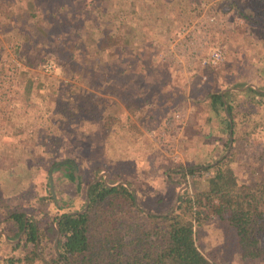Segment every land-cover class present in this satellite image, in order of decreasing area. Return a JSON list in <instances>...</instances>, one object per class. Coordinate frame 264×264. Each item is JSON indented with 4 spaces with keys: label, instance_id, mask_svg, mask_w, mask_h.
Returning a JSON list of instances; mask_svg holds the SVG:
<instances>
[{
    "label": "trees",
    "instance_id": "trees-1",
    "mask_svg": "<svg viewBox=\"0 0 264 264\" xmlns=\"http://www.w3.org/2000/svg\"><path fill=\"white\" fill-rule=\"evenodd\" d=\"M53 1V8L59 7L61 27L82 29L77 37L54 44L63 53L61 60L68 61V74L87 87L59 80V97L54 95V106L44 110L51 112V118H44L46 125L42 129L49 137L40 138L42 144L59 143V149L53 151L47 145V150L33 152L31 157L41 158L42 165L54 164L51 172L59 171L65 182H71L74 194L66 198L58 196L50 188L47 173L43 192L38 194L32 213L25 217L26 210L11 206L8 196L0 193V230L6 232L5 237L0 235V264L36 261L39 264H215L195 241L199 227L211 218L217 219L232 236V248L241 261L264 264V56L260 63L249 68L247 78L235 76L222 92L212 89L197 99L193 93L188 94L193 103L202 106L201 112L209 122L213 144L206 154L213 157L187 165L160 161L141 168L144 173L149 171V175L161 174L157 186L167 188L161 196L150 193L149 201L154 204L149 207L142 187L122 171L123 167L129 168V164L123 165L126 160L142 156L146 165L149 160L145 159L155 153L154 145L140 128L155 126L141 114L145 106L140 96L144 94L137 91L132 96L130 91L135 88L132 78L148 67L156 66L155 73L166 72L163 64L155 65L150 49L145 46L140 51L138 37L143 29H149L151 19L146 17L149 14L137 11L136 23L131 27L125 19L118 18V11L114 15L115 11L105 6L108 2L112 7L111 0ZM220 2L227 3V10H238L243 19L264 26V4L253 2L242 9L235 0ZM185 21L182 19L180 23ZM67 44L81 53L78 52L79 58L66 53ZM143 57L148 58L146 63H140ZM43 59L44 52H39L26 63L32 66ZM111 60L116 67L123 64L128 67L125 88L110 84L106 78L111 67L104 61ZM95 61L102 62L97 65ZM250 81L259 89L229 88L242 87ZM167 90L165 86L159 87V92ZM112 93L114 98L110 96ZM56 120L57 135L45 133ZM16 129L24 132L26 125L17 124ZM210 130L214 131L210 134ZM36 134L40 136L38 129ZM29 138L35 143V135ZM229 138L228 151L218 158L226 151ZM237 141L242 142L241 149ZM9 167L0 165L2 175L8 174ZM102 170L107 171L106 181L110 185L102 176L90 183ZM188 175L192 187L186 185L180 191L170 211L181 179L186 181ZM118 181L134 187L136 201L133 191ZM88 184L87 204L79 211L85 204ZM55 222L59 235L54 247ZM12 251H18V255L11 256Z\"/></svg>",
    "mask_w": 264,
    "mask_h": 264
},
{
    "label": "rangeland",
    "instance_id": "rangeland-1",
    "mask_svg": "<svg viewBox=\"0 0 264 264\" xmlns=\"http://www.w3.org/2000/svg\"><path fill=\"white\" fill-rule=\"evenodd\" d=\"M3 1H6L9 6L13 5L14 11L20 8L15 14V17L19 20H22L26 15L27 20L36 18L42 21L41 18L54 17L56 21L55 28L52 30L53 33H51L54 41L53 39L49 40L48 47L43 51L44 59L35 62L32 66L26 63L22 55L19 54L18 49L12 44H5L0 49V56L7 54L11 58H16L21 65L10 66L7 73H5L10 75L12 79L9 88V92L12 94V106L3 118L4 127L3 131H1L2 133L0 132V165H10V167L7 170V175H2L3 172L0 170V193L2 196H8L11 206H19L26 210V215L29 216L36 206L38 194L43 192L42 187L43 185L45 186L46 175L51 168L50 165H42L43 162H40V158L36 157L34 162L31 163L33 166H24L26 165L25 157L27 155L19 152L16 148V146H19L18 138L15 141L17 143H15L16 146L13 148L14 151H11L13 142L5 136V119L15 106V97L19 89L17 83L18 70L19 67L28 65L34 78H37L39 73L52 74L57 77L54 84L56 86L59 85V80L84 85L81 81L75 80L73 76L68 74V61L61 60L63 53L59 52V48L56 49L57 46L54 44L55 41H58L59 45V40L77 37L76 35L82 29H74L72 26L61 27L59 25V7L53 8L52 3H55L53 0L48 3L44 2V0H35V2L32 0ZM111 1L112 7L107 4L108 2L105 6L109 7L111 11H115L114 15L118 11V18L125 19L131 27H134L136 23L134 21H136L137 11L149 14L146 16L151 19L148 24L149 29H143L138 37V39L140 38L138 43L140 51L145 46L146 49H150L154 56L152 60L155 65L163 64L166 71L162 74L155 73L157 70L156 66L152 65L145 72L138 73L140 74L139 76L136 74L131 80L135 87L130 90L132 96L136 95L137 91L139 94H144V97L140 96L145 106L141 114L150 118L151 124H155L152 127H149V125L140 126L141 131L154 145L153 151L155 153L151 155V158L145 159L149 160L146 165L143 163L144 159L142 156L136 160L134 158L131 161L126 160L123 165L129 164V168L123 167L124 170H122L129 174L128 177L133 182L138 183L139 187H142L144 194L148 198L146 206L153 207L154 202L149 201L150 193H154L155 196H161L163 190L167 188L157 186L159 184L158 181L161 179V174L153 175V173H150V175L152 174L150 176L149 171L144 173L141 168H148L151 163L157 164L160 161L162 163L166 161V163L170 164L181 163L182 165H187L206 157L208 159L213 157V155H207L213 144V136L209 135V122H206L205 113L201 112L202 106L198 103H193L188 94L193 93L196 99L203 97L206 91L212 90L209 83L214 79H217L219 83L216 89H220V87L224 89L225 86L230 85L235 76H239L241 79L247 78L250 71L249 68L251 69L257 63H260L264 56V26L258 21L252 22L243 19L236 9H225L227 3L222 4L221 0H182L180 3V0ZM200 1L210 3L216 22L209 27L205 46L200 51L195 52L192 58H184L180 54V46L178 47L175 44L176 39L180 37L178 34L183 26L188 27L194 19L200 16L202 11L199 6ZM235 1L242 9L246 5L252 6L253 2L254 5L264 4V0ZM117 2L120 3L117 5ZM32 4L33 7L31 6ZM30 10V14H34L32 17H29ZM123 14L124 17H122ZM182 19L186 20L185 23H180ZM156 25H159L160 28H157ZM31 31L33 32L32 28ZM172 40H175V46H173V51L169 56V54H165L162 51L168 49L167 47L173 42ZM64 47L67 54L71 53V56L75 57L74 59L79 58L80 52L78 50H71L69 44L64 45ZM212 48H217L221 51L222 58L218 64L206 62L208 51ZM157 60L159 61L157 62ZM146 61H148V58L143 57L140 63H146ZM95 62L99 65L102 61ZM104 63L106 66L111 67L110 73L106 77L110 79L109 83L121 85L125 88L126 80L124 78L127 76L128 67L124 64L116 67L112 60L109 62L104 61ZM144 67L140 71H143ZM116 68L118 69L116 70ZM163 86L168 88V90L159 92V87ZM184 88L185 90L182 92ZM63 90L66 93V90ZM110 96L115 97L113 93ZM160 98L163 100L162 102L159 100ZM135 113H138L137 109H135ZM199 136H201L202 140L198 139ZM202 141L204 144L200 145L199 143ZM237 142L239 143L237 144L238 149H241L242 142ZM53 145L56 150L59 148V143L56 144L54 142ZM16 155L24 160L18 162ZM156 158H159V160L157 161ZM80 165H83V163ZM102 171H105L107 175L106 170ZM197 174L195 173V176ZM64 180L65 177L59 171L53 170L51 172V188L58 196L66 198L68 195L74 194V187L71 182H65ZM186 185L192 187L190 175L187 176ZM61 188L64 190L63 193L60 190ZM197 233L195 240L197 247L208 258L212 259L215 264H256L254 261H248V259L241 261L238 258L236 251L232 248V236L225 232L224 226L217 219L205 220ZM10 254L16 257L18 251H12ZM21 264L28 263L22 262ZM33 264H39V262L36 261Z\"/></svg>",
    "mask_w": 264,
    "mask_h": 264
},
{
    "label": "crops",
    "instance_id": "crops-1",
    "mask_svg": "<svg viewBox=\"0 0 264 264\" xmlns=\"http://www.w3.org/2000/svg\"><path fill=\"white\" fill-rule=\"evenodd\" d=\"M31 6L33 7V5ZM19 9L14 11L13 5L9 6L6 1L0 0V49L5 44H12L16 46L19 54L22 55L26 61L30 56L43 52L48 47L47 44L49 40L53 39V34L51 33H53L52 30L55 28L56 21L54 17L41 18L42 21L36 18H29L27 20L26 15L24 16L25 18L23 17L22 20H19L15 17ZM30 12L31 10L29 11V17L31 15ZM30 24H32V26H30ZM18 71L17 83L19 89L15 97V106L5 119V136L13 142L11 151H14L13 148H15V143H17L15 141L18 138L19 146H16V148L19 152H23L27 155V157H25L26 165L24 166L30 167L33 166L31 163L34 162V158L32 159L31 157L33 152H38L42 149L47 150V144H49L52 150H56L53 143L50 144L48 142L42 144L40 138L43 136V140H47L48 134H44L42 129L46 125L44 118L46 116L51 118V112L44 110L54 106L55 99L53 97L54 94L56 97H59V85H54L57 77H54L52 74L39 73L37 78H34L28 65H23ZM209 84L212 89H216L219 83L217 79H214ZM219 90L221 92L223 88L220 87ZM20 123L26 125V130L24 132H20L16 129L17 124ZM49 126L50 129L45 130V133L49 131L50 134L53 135V133H55V135H57L56 133L59 132L57 131L59 128L57 120L54 123L51 122ZM37 129L40 136L36 134ZM32 135H35V143L29 138ZM50 137L53 136L50 135ZM16 158L18 162L24 160L22 157H17V155ZM41 161L42 159L40 158V162ZM53 166L54 164L50 166L51 169Z\"/></svg>",
    "mask_w": 264,
    "mask_h": 264
},
{
    "label": "built area",
    "instance_id": "built-area-1",
    "mask_svg": "<svg viewBox=\"0 0 264 264\" xmlns=\"http://www.w3.org/2000/svg\"><path fill=\"white\" fill-rule=\"evenodd\" d=\"M199 6L202 9L200 16L194 19L188 27L183 26L178 34L180 37L176 39L175 44L178 47L180 46V54L184 58H192L195 52L200 51L205 46L209 27L216 22L215 15L210 8V3L200 1ZM174 42L175 40L169 44L168 49L162 52L170 56L173 46H175ZM221 58V51L217 48H212L208 51L206 62L218 64ZM10 66L16 67L21 65L16 58H11L7 54L0 56V132L3 131L4 127L3 118L12 106V94L9 92L12 79L10 75L5 74Z\"/></svg>",
    "mask_w": 264,
    "mask_h": 264
},
{
    "label": "water",
    "instance_id": "water-1",
    "mask_svg": "<svg viewBox=\"0 0 264 264\" xmlns=\"http://www.w3.org/2000/svg\"><path fill=\"white\" fill-rule=\"evenodd\" d=\"M247 86H252V87H254V88H256V89H259V88L256 86V84L251 83V82H248V83L244 84L242 87H229V88H232V89H243V88H245V87H247ZM223 90H224V89H223ZM223 90H222V91H223ZM222 91H221V92H222ZM230 144H231V138H229L228 147H227L226 151H225L222 155H220L218 158H221V157H222V156L228 151V149H229V147H230ZM50 168H51V167H50ZM101 176L103 177L104 182H105L107 185H110V184L106 181V172H105V171H100V172L98 173V175H97L94 179H92V180L90 181V183L93 182V181H95V180H97V179H99ZM48 178H49V184H50V187H51V169H49V172H48ZM181 181H182V185L177 189V191H176V193H175L174 202H173V204H172V206H171V208H170V211H172V210L174 209L175 205H176V201H177V196H178V194H179L180 191L186 186V181H185L184 179H181ZM90 183H89V184H90ZM117 183H122L123 185H125V186H127L129 189H131V190L133 191L134 199H135V201H136V198H137V196H136V191H135V189H134V187H133L132 185L127 184L125 181H118ZM89 184L86 185V189H85V196H86L85 204H84L83 208H82L81 210H79V211L84 210V208L86 207L87 200H88V196H87V188H88ZM25 217H27V215H25ZM24 222H25V221H24ZM24 226H25V223L23 224V228H22V229H24ZM55 227H56V235H55L54 240H53V246H54V247L56 246L57 237H58V235H59V230H58V227H57L56 222H55ZM0 235H3V236L5 237V235H6L5 231L0 230ZM7 240H10V239H7ZM15 240H17V238H16ZM42 257H43V256H42ZM43 258H44V257H43Z\"/></svg>",
    "mask_w": 264,
    "mask_h": 264
},
{
    "label": "flooded vegetation",
    "instance_id": "flooded-vegetation-1",
    "mask_svg": "<svg viewBox=\"0 0 264 264\" xmlns=\"http://www.w3.org/2000/svg\"><path fill=\"white\" fill-rule=\"evenodd\" d=\"M49 181V180H48ZM50 185V184H49ZM51 188V187H50Z\"/></svg>",
    "mask_w": 264,
    "mask_h": 264
}]
</instances>
